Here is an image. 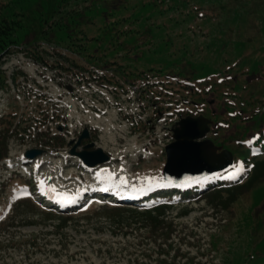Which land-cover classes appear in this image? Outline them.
Segmentation results:
<instances>
[{
  "label": "rangeland",
  "instance_id": "rangeland-1",
  "mask_svg": "<svg viewBox=\"0 0 264 264\" xmlns=\"http://www.w3.org/2000/svg\"><path fill=\"white\" fill-rule=\"evenodd\" d=\"M1 2L7 4L6 16L25 24L15 32L21 48L0 56L9 86L0 88V115L15 110L9 103L16 98L14 123L19 120L21 125L16 134L9 132L8 153L0 160V217L18 215L13 226L0 231V264H244L257 248L264 249V147L250 144L264 127L258 120L264 113V0ZM68 43L78 51L70 52ZM87 61L104 70H111L108 62L114 61L137 73L135 78L143 73L142 77L189 82L164 80L152 90L168 113L165 137L172 140L169 129L180 111L197 112L191 102L212 101L216 114L207 109L210 103L204 106L205 115L213 118L206 137L220 147L216 152L251 148L250 163L233 165H242L244 171L232 184L250 182L251 187L248 184L229 203V186L220 185L221 172H214L186 184L188 195L166 190L160 194L165 186L164 150L148 145L146 150L155 156L145 159L137 152L148 142L145 137L133 148L118 138L113 145L97 128V119L112 116L115 107L104 92L107 84ZM84 127L90 138L83 143L112 152L114 160L88 167L69 154L68 141ZM56 135L64 137L62 146ZM32 148L43 152L33 159L25 157ZM101 170L105 171L98 178ZM109 172L111 179H104ZM147 176L157 182L149 185L137 179ZM121 177L127 183H121ZM40 181L45 189L71 194L100 186L133 191L130 185H136L142 189L136 194L154 190L153 201L166 204V218L175 229L169 240L172 250L160 254L159 240L137 229L139 218L129 210H116L119 204L111 201L88 196L81 209L47 210L38 200ZM28 198L33 206L23 201L16 211L17 202Z\"/></svg>",
  "mask_w": 264,
  "mask_h": 264
},
{
  "label": "trees",
  "instance_id": "trees-1",
  "mask_svg": "<svg viewBox=\"0 0 264 264\" xmlns=\"http://www.w3.org/2000/svg\"><path fill=\"white\" fill-rule=\"evenodd\" d=\"M6 5L7 4L5 2L0 3V56L1 54H6L11 52L14 48H18V49L21 48L20 45L22 43L20 42V40L16 38L15 32L18 28L24 27L25 24L24 20L21 18L16 19L6 16L4 13V8ZM20 15L22 14L20 13ZM65 47L69 49L70 52L72 53L77 52L79 49L76 47L75 44H69V43ZM32 48H34V45ZM32 52L35 51L32 50ZM108 64H110L111 66L109 68H111L115 74L122 77L125 81L133 82L136 79L135 76L137 73L127 71L124 68V66L114 61H109ZM62 68L64 67L62 66ZM6 80H7L6 75L2 72V70H0V88L9 90V86ZM18 104L19 101L16 98H12L10 100L9 105L15 110L11 112L6 111L5 114L0 116V160L6 157L8 153L6 150V146H7L6 141L8 137L10 136V134L11 135L16 134V131L18 130V126L19 127L21 126L19 120L16 123H14L16 120V116L18 115V111H17ZM260 114L262 115L260 118H258V120L264 123V113H260ZM10 131L11 133L9 134ZM54 138L57 139L59 146H62L65 143L64 137H62L61 135H56ZM254 144L264 147V127L260 130V133L257 135ZM228 150L231 151L233 155L234 163L242 162V161L250 163V159L252 156L250 154L249 147L246 146L242 149H234V150L228 149ZM248 184L249 187H251L250 182H248L247 184L229 185L228 190L232 195L226 200H229V203L232 202L234 199L236 200L238 194L240 195L246 191ZM219 190L221 189H212L210 192H219ZM23 201L29 202L30 200L28 199L19 200L15 207L16 211H18L20 203ZM226 203L228 202L226 201ZM29 204L32 205L33 203L31 202ZM165 207L166 204L157 202L153 208L146 209L143 211H138L134 208L120 207V206L114 208L116 210L118 208L119 209L122 208L123 210H129L131 214L137 216L139 218L138 225H136L137 229L139 230L142 229L143 233L146 234L147 237L153 239L154 242H157L159 240L160 243H158V246H159L160 254L165 253L169 255V250H172V245H171L172 243H170L169 240L172 238L175 229L173 223L171 221H168V219L166 218L164 211ZM15 216L16 214L13 213L11 216L10 214H8L4 218L0 219V231H6L8 227L13 226L15 221ZM164 244L166 246L165 247L166 249H163ZM255 252L257 253L255 256L252 255L251 257H247V259L243 260V261H247L244 264L264 263V249L260 250L257 248ZM161 261H167V259L161 258Z\"/></svg>",
  "mask_w": 264,
  "mask_h": 264
},
{
  "label": "water",
  "instance_id": "water-1",
  "mask_svg": "<svg viewBox=\"0 0 264 264\" xmlns=\"http://www.w3.org/2000/svg\"><path fill=\"white\" fill-rule=\"evenodd\" d=\"M211 122L212 120L203 115L195 117L188 115L181 117L173 125V141L165 147L166 161L163 167L165 180L171 182L192 181L206 174L222 171L232 165L231 152L222 150L217 153L216 150L220 147L215 146L210 139L205 138L207 132H209ZM191 131L199 133V136L192 137V139L194 142L206 145L207 152H191L183 147ZM88 138V129L84 128L75 142L74 140L69 141V144L73 143L69 153L76 155L84 164L90 167L107 162L109 155L100 147L91 149L94 146L92 142L82 145V148L77 150L82 141ZM42 152L43 150L40 148H32L26 151L25 156L33 159ZM199 165H205L207 168L200 171L197 168ZM186 169L187 173L183 174L182 172Z\"/></svg>",
  "mask_w": 264,
  "mask_h": 264
},
{
  "label": "snow or ice",
  "instance_id": "snow-or-ice-1",
  "mask_svg": "<svg viewBox=\"0 0 264 264\" xmlns=\"http://www.w3.org/2000/svg\"><path fill=\"white\" fill-rule=\"evenodd\" d=\"M201 15H203V13H201ZM195 136H199V133L195 132V131H191L188 136H187V140L186 143L183 145V147H185L187 150L191 151V152H207V146L200 143V142H194L192 137ZM245 143H250V141H246ZM21 159H23V157H21ZM235 168V172L232 173V175L234 176H238L241 172L244 171L243 166H233ZM103 171L105 170H101V173H98V178L102 175ZM113 176V173L109 172L107 174L106 177H103L104 179H111V177ZM121 183H127V181L124 179V177H121ZM137 179H141L144 181H147V183L149 185H151L152 183H156L157 179L156 177H152V176H147V177H138ZM130 187L132 188L133 191L139 192L142 191L141 188H137L136 185H130ZM40 190L41 192L44 191V181H40ZM53 191H55V188H52ZM71 201H69L70 203ZM3 217H0V219H2Z\"/></svg>",
  "mask_w": 264,
  "mask_h": 264
},
{
  "label": "bare ground",
  "instance_id": "bare-ground-1",
  "mask_svg": "<svg viewBox=\"0 0 264 264\" xmlns=\"http://www.w3.org/2000/svg\"><path fill=\"white\" fill-rule=\"evenodd\" d=\"M104 165H105V164H104ZM98 167H100V166H98ZM225 172H226V171H225ZM119 190H120V189H118V188H113V191H114V193H116V195H118ZM53 195H55V194H53ZM43 196H44V195H43ZM48 198H49V199H55V200L57 199L56 196H48Z\"/></svg>",
  "mask_w": 264,
  "mask_h": 264
},
{
  "label": "built area",
  "instance_id": "built-area-1",
  "mask_svg": "<svg viewBox=\"0 0 264 264\" xmlns=\"http://www.w3.org/2000/svg\"><path fill=\"white\" fill-rule=\"evenodd\" d=\"M159 134V127L157 126L156 131L154 132V136Z\"/></svg>",
  "mask_w": 264,
  "mask_h": 264
},
{
  "label": "flooded vegetation",
  "instance_id": "flooded-vegetation-1",
  "mask_svg": "<svg viewBox=\"0 0 264 264\" xmlns=\"http://www.w3.org/2000/svg\"><path fill=\"white\" fill-rule=\"evenodd\" d=\"M207 102L210 103V101L209 100H206V103L204 102V104H206V106H208V103ZM209 106H211V104H209Z\"/></svg>",
  "mask_w": 264,
  "mask_h": 264
}]
</instances>
